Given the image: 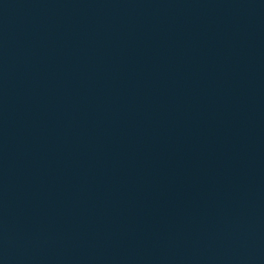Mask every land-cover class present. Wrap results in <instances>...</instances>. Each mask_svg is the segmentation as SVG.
I'll return each instance as SVG.
<instances>
[{
  "label": "water",
  "instance_id": "water-1",
  "mask_svg": "<svg viewBox=\"0 0 264 264\" xmlns=\"http://www.w3.org/2000/svg\"><path fill=\"white\" fill-rule=\"evenodd\" d=\"M0 264H264V0H0Z\"/></svg>",
  "mask_w": 264,
  "mask_h": 264
}]
</instances>
